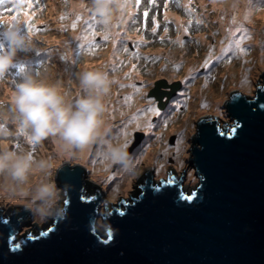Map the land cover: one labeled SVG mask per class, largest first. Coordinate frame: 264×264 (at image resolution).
I'll return each mask as SVG.
<instances>
[{
	"label": "rangeland",
	"instance_id": "rangeland-1",
	"mask_svg": "<svg viewBox=\"0 0 264 264\" xmlns=\"http://www.w3.org/2000/svg\"><path fill=\"white\" fill-rule=\"evenodd\" d=\"M138 1L131 0V6L123 14L117 12L114 23L105 27L92 15L89 0H0V29L16 22L31 37L29 49L16 54L17 66L0 79V122L15 129L11 97L15 83L21 78L18 73L24 71L31 72L39 80L58 84L67 98L72 99L78 91L75 78L79 71L101 69L109 74L111 89L117 92L114 98H109L108 101L112 102L107 106V112L113 108L115 116L128 107L127 101L137 98L131 104L132 110L116 117L105 133V140L113 141L121 137L123 128L120 126L129 125L127 141L122 144L125 149L134 141L135 135L143 134L136 146L141 149L134 156L132 171L113 165L109 159L103 162L102 158H107L103 155V144L94 145L84 153L77 152L70 160L56 159L59 166L66 163L85 167L89 181L102 191L100 204L120 196L148 170H153L156 181L165 180L169 172L174 175V180L179 179L183 157L180 151L183 150L185 135L191 130L197 131L196 123L201 118L214 120L219 127L217 111L224 107L233 93L250 97L264 73V22L262 19L253 22V18L264 12V0ZM77 2L84 5V9H78ZM244 2L247 7H243ZM135 4L137 9L131 8ZM244 11L247 15H243ZM138 15L148 19L140 26L141 30H130V22L127 25L120 23L128 16L131 19ZM236 15L242 18L249 15L250 20H238ZM166 20L172 21L167 23L173 25L163 27L160 22ZM241 22L243 24L239 26ZM236 33L240 34L230 43L231 35ZM78 37L89 40L78 41ZM117 49L122 51L113 54ZM205 55L208 58L203 61ZM258 57L260 62H254ZM122 61H130L131 69H119ZM229 67L242 69L240 78L244 79L243 83L231 81L233 76L227 77ZM158 82L161 83L158 90L164 92L159 103L149 95ZM205 82L220 93L218 99H213L214 104H200L202 100L194 96L193 90ZM133 91V96L127 95ZM9 93H12L11 97ZM143 114L148 116L151 128L132 126L133 119ZM174 119L191 124L180 141L176 130L166 134L163 129L167 120ZM0 145L30 150L38 159H53L57 155L52 140L29 145L19 134L14 138H0ZM146 153L152 155L150 159L139 161ZM38 178L39 174L34 175L33 182ZM114 179L117 180L116 185L111 184ZM15 209L17 213L19 209L28 208L24 201L10 197L0 188V212L5 214ZM30 216L23 227L33 228L46 221L31 211Z\"/></svg>",
	"mask_w": 264,
	"mask_h": 264
},
{
	"label": "water",
	"instance_id": "water-1",
	"mask_svg": "<svg viewBox=\"0 0 264 264\" xmlns=\"http://www.w3.org/2000/svg\"><path fill=\"white\" fill-rule=\"evenodd\" d=\"M217 113L219 127L201 118L185 135L172 183L148 172L99 204L85 169L61 164L67 217L27 228L28 209L0 212V264H264V73L250 97L233 93Z\"/></svg>",
	"mask_w": 264,
	"mask_h": 264
},
{
	"label": "clouds",
	"instance_id": "clouds-1",
	"mask_svg": "<svg viewBox=\"0 0 264 264\" xmlns=\"http://www.w3.org/2000/svg\"><path fill=\"white\" fill-rule=\"evenodd\" d=\"M89 3L92 15L105 27L114 23L117 12L123 14L131 6V0H89ZM3 26L0 29V79L5 78L9 70L17 66V52L26 51L31 46V37L21 30L19 23L12 22ZM18 74L21 78L14 85L11 100L15 129L0 122V138H14L19 134L29 145L52 140L56 145L57 156L53 159H38L30 150L0 145V188L10 197L24 201L25 207L34 216L42 220L55 218L59 221L67 217V208L62 200L67 185L64 188L57 186L55 172L59 165L56 159H73L77 152L84 153L97 144L104 145L103 155L113 165L126 171L134 169V157L122 145L105 140V98L110 94L112 86L107 72L87 68L79 71L76 84L78 91L72 99L67 98L58 84L39 80L31 72ZM85 172L87 178L86 169ZM148 172H151L153 178V170ZM37 174L39 178L33 182L32 177ZM176 180L169 172L165 180L160 179L158 182L172 183ZM153 181L156 180L153 178ZM87 183L94 186L89 198H101L102 201L100 188L88 178ZM116 183V179L111 181L112 185Z\"/></svg>",
	"mask_w": 264,
	"mask_h": 264
},
{
	"label": "bare ground",
	"instance_id": "bare-ground-1",
	"mask_svg": "<svg viewBox=\"0 0 264 264\" xmlns=\"http://www.w3.org/2000/svg\"><path fill=\"white\" fill-rule=\"evenodd\" d=\"M78 1V0H77ZM245 3V5H243V7H247V4H246V2H244ZM77 7H78V9H80V10H82V9H84V5H82L80 2L78 3L77 2V5H76ZM228 7H229V5H228ZM242 11V8L238 11V13H240ZM51 13V15H52V12H50ZM247 12L246 11H244L243 12V15H247L246 14ZM237 16V15H236ZM257 17H259V19H257ZM257 17L256 18H253V22H258L260 19H262V22H264V12L262 11V13H259L258 15H257ZM237 19L238 20H250V16L248 15V16H246L245 18H242L241 17V15H239V16H237ZM237 19H233V20H237ZM242 22L239 24V26H242ZM92 26V25H91ZM242 28V27H241ZM239 34L240 33H236L235 35H231V39H230V42H232V41H234L235 40V37L236 36H239ZM257 34V33H256ZM118 35V33L116 34V36ZM120 35V34H119ZM89 40V38L88 39H85V38H79L78 37V41H88ZM112 46V45H111ZM113 47V46H112ZM229 50L230 49H227V52H229ZM259 51V50H258ZM109 57V56H108ZM208 58V56L207 55H205L204 56V58H203V61L204 60H206ZM110 62V61H109ZM254 62H256V63H259L260 62V60H259V57L257 58V60H254ZM234 68V67H233ZM232 67H229V68H227V70H228V74H227V77L229 78L230 76H233L230 80L231 81H236V82H239V83H243V81H244V79L243 78H240V76H242V69H239V68H234L233 69ZM249 68H251V67H249ZM239 77V79H235L236 77ZM75 81H78L77 80V78H75ZM194 91V93H195V95L194 96H198L201 100H202V102H200V104H206V103H209V104H214V103H216V102H213V99H218L219 98V95H220V93L218 92V89H215L211 84H209V83H202L201 85H198V87H197V90H193ZM116 91L115 90H113V89H111V91H110V94L105 98V102H106V105L108 106V105H110L111 104V102L112 101H108L109 100V98H114L115 96H116ZM218 93V94H217ZM135 94V92L133 91V92H128L127 93V95H131V96H133ZM197 97V98H198ZM207 98V99H206ZM137 99V98H136ZM136 99H131L130 101H127L126 103L128 104V107H126L125 109H122L121 111H120V114L119 115H117V116H115L114 114H113V111H114V109L112 108V109H110L109 110V112H106V122H107V127H109L110 125H111V123H112V121L116 118V117H121L122 115H124L126 112H128V111H131L132 110V107H131V104L136 100ZM206 99V100H205ZM214 100V101H215ZM138 104V103H137ZM217 104H218V102H217ZM193 107H197V105H194ZM108 114H110V115H108ZM121 119V118H120ZM133 121H134V123H133V125L132 126H139V127H146V129H149V128H151V125H150V123H149V121H148V116H144V114L143 115H141V116H136V118H134L133 119ZM181 123H179V122H177V120L176 119H174V120H167L166 122H165V124H164V131H165V133L166 134H168L169 132H173V131H177V133H178V137H179V140L178 141H180V137L181 136H184V132H186V128H190V126H191V124H189V123H185L184 121H180ZM179 123V124H178ZM117 126H119V125H117ZM116 126V127H117ZM120 127H122L123 128V131H122V134H121V137L120 138H118V139H115V140H113V141H109L108 143H112V144H118V145H122V144H124L126 141H127V134H128V130H129V125H127V124H123L122 126H120ZM138 148V147H137ZM135 148V153L133 152V157L134 156H136L137 155V152H139L140 151V149L141 148ZM137 149V150H136ZM100 151H101V149H100ZM165 152V150H163V153ZM183 152V150H181L180 151V153H182ZM57 156V155H56ZM84 156V154L82 155V157ZM152 155L150 154V153H146V155L145 156H143V157H141L140 159H139V161H141V160H143L144 158V160H147V159H150V157H151ZM102 161L103 162H106L107 161V158H102ZM98 166V165H97ZM161 166V165H160ZM0 183H2V181L0 182Z\"/></svg>",
	"mask_w": 264,
	"mask_h": 264
},
{
	"label": "trees",
	"instance_id": "trees-1",
	"mask_svg": "<svg viewBox=\"0 0 264 264\" xmlns=\"http://www.w3.org/2000/svg\"><path fill=\"white\" fill-rule=\"evenodd\" d=\"M165 22V21H164ZM172 22V21H171ZM131 23L132 24H129V29L130 28H132V29H135V28H137V29H139V30H141V28H140V26L142 25V24H144V23H146V20L144 19V21L143 20H141L139 17H135V18H133L132 20H131ZM173 23V22H172ZM126 25V24H125ZM173 25V24H172ZM172 25H169L168 23H166L165 24V26H164V24H163V26L164 27H168V26H172ZM132 29H130V30H132ZM178 32H181V31H178ZM177 33V32H176ZM176 33H173V35L174 34H176ZM119 44H120V42H118ZM124 44V43H123ZM122 50L121 49H117V50H114L113 51V54H118V53H120ZM117 65L118 64H116L115 65V67H117ZM131 64H130V61H127V62H124V61H122L119 65H118V68L119 69H121V68H126V69H131ZM28 67V66H27ZM12 93H10L9 95H11ZM84 182H86L85 180H84ZM87 183V182H86Z\"/></svg>",
	"mask_w": 264,
	"mask_h": 264
},
{
	"label": "snow or ice",
	"instance_id": "snow-or-ice-1",
	"mask_svg": "<svg viewBox=\"0 0 264 264\" xmlns=\"http://www.w3.org/2000/svg\"><path fill=\"white\" fill-rule=\"evenodd\" d=\"M93 19H95V17H93ZM149 111H154L153 109H149ZM192 197L191 196H188V197H185V199H191ZM47 233H42V235H46ZM111 238V234L109 233V239ZM105 242H107V241H105ZM17 247H18V245H17Z\"/></svg>",
	"mask_w": 264,
	"mask_h": 264
},
{
	"label": "flooded vegetation",
	"instance_id": "flooded-vegetation-1",
	"mask_svg": "<svg viewBox=\"0 0 264 264\" xmlns=\"http://www.w3.org/2000/svg\"><path fill=\"white\" fill-rule=\"evenodd\" d=\"M85 181L87 182V178L85 179Z\"/></svg>",
	"mask_w": 264,
	"mask_h": 264
}]
</instances>
